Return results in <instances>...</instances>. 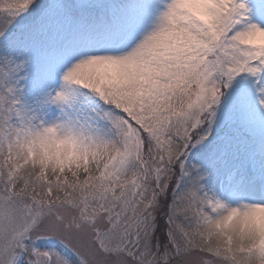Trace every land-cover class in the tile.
I'll return each instance as SVG.
<instances>
[{
	"label": "snow or ice",
	"instance_id": "obj_1",
	"mask_svg": "<svg viewBox=\"0 0 264 264\" xmlns=\"http://www.w3.org/2000/svg\"><path fill=\"white\" fill-rule=\"evenodd\" d=\"M0 264H264V0H0Z\"/></svg>",
	"mask_w": 264,
	"mask_h": 264
}]
</instances>
